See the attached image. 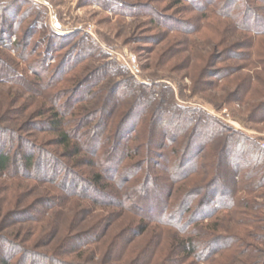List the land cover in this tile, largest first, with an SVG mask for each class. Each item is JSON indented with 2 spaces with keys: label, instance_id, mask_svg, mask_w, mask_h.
<instances>
[{
  "label": "trees",
  "instance_id": "obj_1",
  "mask_svg": "<svg viewBox=\"0 0 264 264\" xmlns=\"http://www.w3.org/2000/svg\"><path fill=\"white\" fill-rule=\"evenodd\" d=\"M17 2L0 3L6 36L0 50L16 53L0 56V86L12 85L0 111V264H264L262 139L178 104L169 85L137 81L95 40L75 37L77 31L60 34L40 23L42 10L22 12ZM87 2L120 15L149 12L150 23L180 35L201 33L223 18L231 22L223 43L234 39L211 55L210 66L231 56H261L256 41L264 37V0ZM20 59L28 63L23 72ZM252 63L264 70V57ZM242 66L208 73L210 84ZM253 79L264 93V76L248 75L227 89L226 101L247 100ZM262 97L251 112L259 121ZM146 237L138 251L130 247Z\"/></svg>",
  "mask_w": 264,
  "mask_h": 264
},
{
  "label": "rangeland",
  "instance_id": "obj_2",
  "mask_svg": "<svg viewBox=\"0 0 264 264\" xmlns=\"http://www.w3.org/2000/svg\"><path fill=\"white\" fill-rule=\"evenodd\" d=\"M5 1L10 2L14 0H0V3ZM125 1L130 3H139L140 1L142 3L147 2V0ZM202 1L204 5L207 0ZM162 3L163 2H155V5L161 8L166 5V3ZM16 5L22 8V12L32 6L42 10L45 15L41 18L40 23L43 22V24L48 25L52 30L60 34L69 35L77 31L78 34H75L77 35L75 37L82 36L95 40L106 52L108 60L116 62L137 81L148 83L149 79H155V81L159 83L169 85L172 90L173 98L178 104L200 108L229 128L241 131L251 137H259L262 139L261 146L264 147V121H259L257 118L260 117H257V115L251 116L254 105L263 99L262 96L264 93L259 94V92L255 90L256 88L263 89L261 82L257 79H253L252 90L248 94L247 100L226 101L225 99L227 97V89L233 90L236 87V83L245 76H264L262 67H255L253 65L254 63H252L253 60L264 57L262 53L264 52V37H257L256 41V48L261 52V56L260 54H258L257 57L254 55L250 60L244 56L236 57L235 59L231 56L228 59L215 62L210 66L209 61L211 55H218L219 51L225 48V44H229L228 42L234 39L232 36L229 38L230 40L226 37L228 42L223 43V39H225V35L227 34L225 27L229 24V20L215 18L212 27L205 28L201 33L180 35L171 31L166 33L157 23H150L152 16L149 12H143L137 16L120 15L117 14L115 10L104 9L96 3L87 2V0H19ZM173 12L174 10L168 13L173 14ZM27 14L28 17L24 25L32 21L35 17L34 11ZM1 17L0 14V23H2ZM15 28H18L17 24ZM164 35L165 37H163ZM232 35L238 36L239 33H235V30H233ZM16 36H12L13 42L17 38ZM177 36H179L180 39L184 37V41L181 43L179 42L180 40L178 41L179 43L175 42L177 41ZM0 37L6 38L1 32ZM37 37L38 34L32 37V40H37ZM192 42H194V45L191 44ZM172 50H174L173 55L170 58H166ZM9 52L10 53L0 50V56L5 58L6 55L11 57L16 55L12 49ZM231 52L224 51L220 54L227 55ZM125 53L133 54L137 57L138 71L135 75L122 61L121 56ZM235 53L237 55L239 52ZM53 55L55 54L51 53L50 57ZM36 57L37 55L34 52V58ZM101 60L106 61L104 59ZM101 60H99V62H101ZM19 63L21 72L25 71L28 63L26 61H21V59ZM54 63L55 60L50 59L48 65H54ZM95 63H98V61L91 63L85 62L76 70L75 74H81L86 66H91L92 64L96 65ZM226 65H244L242 66L244 68L234 72L227 80L219 79L218 77L215 79L213 78L214 81H217V85L216 87L212 86L210 84L212 78L209 74L213 71L220 70L221 67L223 68ZM39 72H41L45 78H48L49 73L43 72L42 69L39 70ZM28 76L32 77L34 75L29 71ZM11 86L12 85L0 86V111L3 105L4 108L7 106L8 98L6 99L3 94L8 96L7 92L10 90ZM16 89L17 88H13L12 91H16ZM162 90L165 91V89ZM131 92L134 94V89L131 90ZM156 95L158 98L161 96H159V94ZM165 95L166 93L163 96L166 97ZM19 103L20 102H18V104ZM15 107H18V105H14L13 108ZM225 108L228 109L230 117L223 114ZM17 116L20 117V119L22 118L21 114ZM14 122L11 123L13 124ZM6 123L9 125L10 122ZM31 131L32 132H26L25 135L34 133V130ZM49 137L51 136L49 135ZM162 139V137L157 138L158 141ZM157 170L159 172V169ZM36 185L38 192L42 193L44 191L43 186ZM11 198H14L13 192ZM14 201L15 199L12 203H14ZM8 206H10V204H8ZM98 209L99 208H95L96 211H98ZM63 210L67 211L68 213H65L68 215L73 213V209L63 207ZM64 218L65 215L62 214L59 220V225L61 224V227H63ZM36 225L39 226L40 224ZM147 239L148 237L142 240L138 239V243H132L130 247L138 251L143 247ZM137 244L138 246L135 247ZM158 244V246L162 248L166 247L165 241L161 243V240H159Z\"/></svg>",
  "mask_w": 264,
  "mask_h": 264
},
{
  "label": "built area",
  "instance_id": "obj_3",
  "mask_svg": "<svg viewBox=\"0 0 264 264\" xmlns=\"http://www.w3.org/2000/svg\"><path fill=\"white\" fill-rule=\"evenodd\" d=\"M121 58L122 61L126 64V66L130 69V71H132V73L135 75L138 71L137 57L133 54L125 53L124 55L121 56ZM223 114H225L227 117H230L227 108L224 109Z\"/></svg>",
  "mask_w": 264,
  "mask_h": 264
}]
</instances>
